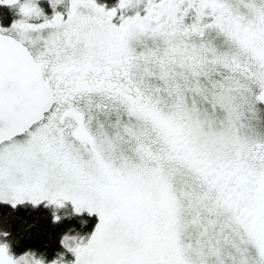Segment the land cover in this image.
<instances>
[{"label":"snow or ice","instance_id":"snow-or-ice-1","mask_svg":"<svg viewBox=\"0 0 264 264\" xmlns=\"http://www.w3.org/2000/svg\"><path fill=\"white\" fill-rule=\"evenodd\" d=\"M47 4L0 0V204L98 223L0 264H264V0Z\"/></svg>","mask_w":264,"mask_h":264},{"label":"trees","instance_id":"trees-1","mask_svg":"<svg viewBox=\"0 0 264 264\" xmlns=\"http://www.w3.org/2000/svg\"><path fill=\"white\" fill-rule=\"evenodd\" d=\"M112 6L116 0H99ZM13 12L8 8H0V19L8 26L14 19ZM52 210L43 206L33 209L30 206L12 210L7 205L0 204L2 227L10 232L13 251L21 254L28 249L44 252L49 258L57 251H63L59 240L65 233L69 235L89 236L97 224L96 217L74 215L70 211H60L61 220L52 222Z\"/></svg>","mask_w":264,"mask_h":264},{"label":"rangeland","instance_id":"rangeland-1","mask_svg":"<svg viewBox=\"0 0 264 264\" xmlns=\"http://www.w3.org/2000/svg\"><path fill=\"white\" fill-rule=\"evenodd\" d=\"M40 3H41V6L45 9V11L50 13L51 9L49 8V6L47 4V0H40ZM62 210H64V211H70V212L73 213L72 206H71L70 203L64 209H62ZM62 210H60V211H62ZM83 215L89 216L86 212ZM90 217H96V218H98L95 215H92ZM97 223H98V220H97Z\"/></svg>","mask_w":264,"mask_h":264},{"label":"clouds","instance_id":"clouds-1","mask_svg":"<svg viewBox=\"0 0 264 264\" xmlns=\"http://www.w3.org/2000/svg\"><path fill=\"white\" fill-rule=\"evenodd\" d=\"M64 236H69V234L65 233V234L61 237V240L64 238ZM71 236L79 237V234H77V235H71ZM30 251L33 252V253L36 252V250H34V249H31Z\"/></svg>","mask_w":264,"mask_h":264},{"label":"flooded vegetation","instance_id":"flooded-vegetation-1","mask_svg":"<svg viewBox=\"0 0 264 264\" xmlns=\"http://www.w3.org/2000/svg\"><path fill=\"white\" fill-rule=\"evenodd\" d=\"M100 2V1H99ZM101 3V2H100ZM103 4V3H102ZM97 220H98V218H97Z\"/></svg>","mask_w":264,"mask_h":264}]
</instances>
